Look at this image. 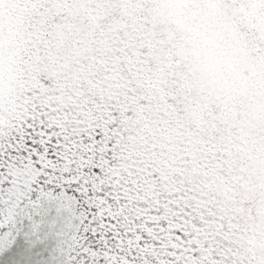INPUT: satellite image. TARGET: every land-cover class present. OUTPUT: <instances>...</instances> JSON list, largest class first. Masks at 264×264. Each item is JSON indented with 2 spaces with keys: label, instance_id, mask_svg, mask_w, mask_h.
Returning <instances> with one entry per match:
<instances>
[{
  "label": "snow or ice",
  "instance_id": "6c2138e0",
  "mask_svg": "<svg viewBox=\"0 0 264 264\" xmlns=\"http://www.w3.org/2000/svg\"><path fill=\"white\" fill-rule=\"evenodd\" d=\"M0 264H264V0H0Z\"/></svg>",
  "mask_w": 264,
  "mask_h": 264
}]
</instances>
